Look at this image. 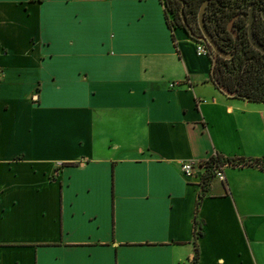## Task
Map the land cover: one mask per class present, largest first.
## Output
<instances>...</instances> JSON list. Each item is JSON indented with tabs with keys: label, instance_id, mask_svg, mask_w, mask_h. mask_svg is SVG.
<instances>
[{
	"label": "crops",
	"instance_id": "obj_1",
	"mask_svg": "<svg viewBox=\"0 0 264 264\" xmlns=\"http://www.w3.org/2000/svg\"><path fill=\"white\" fill-rule=\"evenodd\" d=\"M0 67V264H264L260 166L197 209L203 160L264 157V102L161 0H0Z\"/></svg>",
	"mask_w": 264,
	"mask_h": 264
},
{
	"label": "trees",
	"instance_id": "obj_2",
	"mask_svg": "<svg viewBox=\"0 0 264 264\" xmlns=\"http://www.w3.org/2000/svg\"><path fill=\"white\" fill-rule=\"evenodd\" d=\"M165 8L167 24L170 28H183L191 38L201 34L199 27V12L202 7V20L219 45L220 52L213 60L210 77L217 87L223 86L234 97L250 101L264 102V52L254 46H245L248 43L246 18L239 16L246 11L248 0H161ZM246 13V12H245ZM233 19V28L236 36L230 30L229 23ZM260 29L262 25H256ZM235 37V38H234ZM231 46H225L230 45ZM241 45V46H239ZM257 164L264 170V157L252 160L245 158L225 157L213 154L202 161L203 174L201 189L197 201V209L206 191L209 181L216 174L220 165L224 164ZM200 232L197 233L199 235ZM193 264L197 263L198 251L196 249Z\"/></svg>",
	"mask_w": 264,
	"mask_h": 264
},
{
	"label": "flooded vegetation",
	"instance_id": "obj_3",
	"mask_svg": "<svg viewBox=\"0 0 264 264\" xmlns=\"http://www.w3.org/2000/svg\"><path fill=\"white\" fill-rule=\"evenodd\" d=\"M248 1H249L248 2V7H247L246 11L241 12L240 14H238L239 16H242V17L245 16V18H246L245 26H246V30H247L248 43L245 44V46H254L250 42L249 37H248V17H249V12H250L251 8H253V34H254V37L262 46H264V16H263L264 15V0H248ZM236 18H237V16H234V18H232V20L229 23L230 30L233 32V34L235 36H236V33H235V31L232 30V27L236 28L235 25L233 24V19H234V22H235ZM259 24L262 25V28L260 27V29H259L257 27V29H256V25H259ZM236 30H237V28H236ZM201 36H202V32H201V34L199 36L196 37V40H200ZM206 44H207V46H210L207 42H206ZM225 46H231V44L230 45H225ZM239 46H241V45H239ZM208 49H209V47H208ZM209 53H210V51H209ZM211 54L212 55L214 54L213 51L211 52Z\"/></svg>",
	"mask_w": 264,
	"mask_h": 264
},
{
	"label": "water",
	"instance_id": "obj_4",
	"mask_svg": "<svg viewBox=\"0 0 264 264\" xmlns=\"http://www.w3.org/2000/svg\"><path fill=\"white\" fill-rule=\"evenodd\" d=\"M204 10V7L201 8L200 12H199V27L201 29L202 32V36L201 38L206 41L212 48L213 50V60L215 61L216 55L218 52H220L219 46L216 42V40L213 38L212 34L209 32V30L206 28L203 20H202V12ZM264 16V15H263ZM248 37L250 42L254 45V47L262 52H264V46H262L254 37L253 34V8H251L250 12H249V17H248ZM221 91H223L224 93L231 95V93H229L228 89H226L223 86L219 87Z\"/></svg>",
	"mask_w": 264,
	"mask_h": 264
},
{
	"label": "built area",
	"instance_id": "obj_5",
	"mask_svg": "<svg viewBox=\"0 0 264 264\" xmlns=\"http://www.w3.org/2000/svg\"><path fill=\"white\" fill-rule=\"evenodd\" d=\"M196 53L199 55L209 54V49H208V46L206 44V41H204L202 38H200V40H196ZM2 77H3V69H2V67H0V80L2 79ZM194 165H195V163L192 161L183 163L182 164L183 172H185L188 176H192ZM222 168H223V165H220L216 171V175L219 178L224 179V173L222 171Z\"/></svg>",
	"mask_w": 264,
	"mask_h": 264
}]
</instances>
